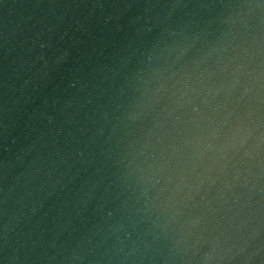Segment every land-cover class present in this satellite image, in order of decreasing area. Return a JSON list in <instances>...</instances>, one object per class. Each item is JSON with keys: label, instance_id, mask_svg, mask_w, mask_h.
<instances>
[{"label": "water", "instance_id": "95a60500", "mask_svg": "<svg viewBox=\"0 0 264 264\" xmlns=\"http://www.w3.org/2000/svg\"><path fill=\"white\" fill-rule=\"evenodd\" d=\"M0 264H264V0H0Z\"/></svg>", "mask_w": 264, "mask_h": 264}]
</instances>
